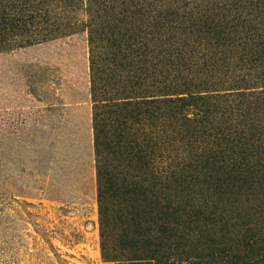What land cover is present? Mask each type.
I'll use <instances>...</instances> for the list:
<instances>
[{
    "label": "trees",
    "instance_id": "1",
    "mask_svg": "<svg viewBox=\"0 0 264 264\" xmlns=\"http://www.w3.org/2000/svg\"><path fill=\"white\" fill-rule=\"evenodd\" d=\"M51 2L0 0V51L45 39L53 30L34 27L52 20ZM101 2L114 20L107 47L129 64L144 62L140 71H158L164 97L150 101L178 120L171 133L127 139L139 174L104 162L95 126L103 256L117 264H211L221 252L215 244L243 231L253 247L256 222L232 219L264 181V0ZM199 234L204 243L185 242ZM259 250L233 264H264V239Z\"/></svg>",
    "mask_w": 264,
    "mask_h": 264
},
{
    "label": "rangeland",
    "instance_id": "2",
    "mask_svg": "<svg viewBox=\"0 0 264 264\" xmlns=\"http://www.w3.org/2000/svg\"><path fill=\"white\" fill-rule=\"evenodd\" d=\"M51 1L52 20L34 27L53 30L45 39L0 51V264H117L101 251L95 126L104 162L139 174L127 139L171 133L178 120L150 101L164 97L158 71L107 47L114 20L101 0ZM255 196L232 222H256L257 243L229 233L211 264L261 252L264 181Z\"/></svg>",
    "mask_w": 264,
    "mask_h": 264
}]
</instances>
